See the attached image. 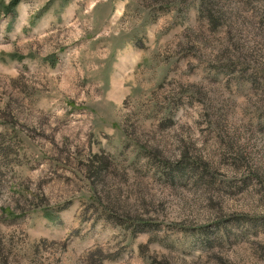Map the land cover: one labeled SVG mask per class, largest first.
I'll use <instances>...</instances> for the list:
<instances>
[{
	"label": "rangeland",
	"instance_id": "obj_1",
	"mask_svg": "<svg viewBox=\"0 0 264 264\" xmlns=\"http://www.w3.org/2000/svg\"><path fill=\"white\" fill-rule=\"evenodd\" d=\"M0 264H264V0H0Z\"/></svg>",
	"mask_w": 264,
	"mask_h": 264
},
{
	"label": "trees",
	"instance_id": "obj_2",
	"mask_svg": "<svg viewBox=\"0 0 264 264\" xmlns=\"http://www.w3.org/2000/svg\"><path fill=\"white\" fill-rule=\"evenodd\" d=\"M16 3V2H15ZM14 2H12V4L7 8V9H10V7L12 6V5H14L15 4ZM90 160H94V161H96L97 162V164H98V166H100V167H103L104 165H100V162L99 161H101V162H103V160L100 158V157H98V156H92V158L90 159ZM104 164V163H103ZM99 167V168H100ZM99 168H98V170H99ZM97 172V171H96Z\"/></svg>",
	"mask_w": 264,
	"mask_h": 264
}]
</instances>
